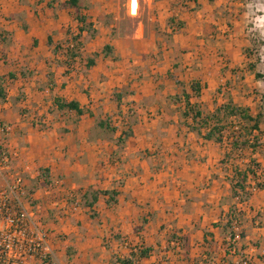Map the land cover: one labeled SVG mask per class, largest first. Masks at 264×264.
<instances>
[{"label":"crops","instance_id":"1","mask_svg":"<svg viewBox=\"0 0 264 264\" xmlns=\"http://www.w3.org/2000/svg\"><path fill=\"white\" fill-rule=\"evenodd\" d=\"M64 1L0 0V126H13L9 134L0 132L9 155L0 164V188L10 193L12 175L23 176L25 190L40 206L34 220L60 234L62 264H117L116 258H131L132 264H240L247 257L264 264V187L244 202L232 197L229 174L219 162L227 148L189 130L183 102L171 99L185 90L206 111L228 94L237 103L234 86L218 91L227 80L234 84L222 53L235 56L243 46L224 27L226 0H145L153 15L146 19L135 13L137 0H130L135 14L127 16L136 23L121 33L111 22L119 18L118 3L113 9L111 0H79L80 13L95 29L80 38L84 57L98 52L88 69L56 62L64 56L55 55L53 46L78 25L75 9L62 7ZM169 19L182 27L174 31ZM213 25L221 35L213 34ZM105 44L117 60L100 53ZM193 81L200 86L198 97L190 89ZM55 99L74 101L87 113L58 111ZM127 108L133 109L130 135L117 144L118 133L98 128L97 121H111ZM41 118L48 123L44 129ZM245 155L247 160L251 154ZM42 170L52 188L44 185ZM87 189L116 190V203L107 205V196L98 194L91 208L70 212L69 194ZM233 207L242 237L229 243L221 225ZM139 248H150L148 256L137 258Z\"/></svg>","mask_w":264,"mask_h":264},{"label":"trees","instance_id":"2","mask_svg":"<svg viewBox=\"0 0 264 264\" xmlns=\"http://www.w3.org/2000/svg\"><path fill=\"white\" fill-rule=\"evenodd\" d=\"M213 1V0H209ZM236 1V0H235ZM243 1V0H237ZM54 2V0H51ZM62 7H72L75 9V19L78 23L76 32L71 31L70 28L66 29L67 39L61 43L53 46V53L55 55H63L62 61L56 60L57 63L64 64V67L69 69L76 66H83L88 69L94 65V57L98 55V52L93 53L92 57H84L82 52V42L80 40L82 31H86L90 35L95 32L92 23L87 22V16L82 15L80 10L82 6L79 0H66L61 3ZM168 23H171L174 31H178L182 27V23L177 22L175 19H169ZM230 27V24H227ZM213 34H220L221 32L213 29ZM224 35V34H223ZM3 40V36H0ZM48 45H51L50 38H48ZM251 44L256 46L255 40H251ZM251 45V46H252ZM252 47H244L242 52L246 59H250L252 54ZM100 53L104 57H112L117 60V56L114 53L113 47L110 44L103 45ZM230 56L225 59L222 58L225 67H228V60ZM246 69L253 74V78L257 80L264 79V74L256 71V65L252 62L246 64ZM232 74H236L237 69L233 68L230 70ZM66 73V72H65ZM2 77H0L1 82ZM230 81H225V86L229 87ZM224 85L219 86L220 88L225 87ZM192 95L199 96L200 86L198 82L193 81L190 85ZM226 93V92H225ZM227 94V93H226ZM3 93L0 90V98L2 99ZM115 99L120 100V97L115 93ZM171 99L175 101H182L183 108L181 110V117L184 119L185 125L189 130L195 131L202 135L204 140H212L219 145H224L227 151L224 156L220 159V164L225 167L226 173L229 174L227 180L231 185L232 197H235L238 202L246 201L252 194L251 187L253 186L256 190H260L264 187V180H261L262 163L258 158L251 157L253 154L260 153L264 148V94H259L255 108L249 106L238 105L233 101L232 95H227V100L217 105L212 111H206L202 108L199 103L190 102V94L185 90H182L180 94L172 96ZM55 106L58 111L73 110L76 114L81 115L87 113V110L81 109L78 103L74 101H64L61 99L54 100ZM43 129L46 128V124L41 126ZM97 127L108 131L110 134L116 132V127L111 123L110 120H98ZM130 135L129 127L124 130L116 138L117 144H122L124 139ZM250 153V158L245 160V152ZM7 154L5 148L0 145V158ZM246 161V162H245ZM223 167V168H224ZM260 173L258 170H260ZM41 177L44 179V185L48 187L52 185L47 178L46 170H42ZM80 196V202L82 206L91 208L97 200V195H106L107 205L116 203V196L118 192L116 190L111 191H98L93 189H87L86 191H78ZM94 216V214H93ZM240 214L237 212L235 207L229 209V213L226 216V220L221 228L228 231L231 238L236 235L242 237V233H238L233 230V224L236 223L238 228L240 227ZM221 221L219 220L216 225L220 226ZM172 239L179 240L178 237L172 236ZM204 243L209 244V241L205 238ZM233 248L232 245H230ZM150 248H139L136 253V257L141 259L148 256ZM117 264H132V259H119L116 258Z\"/></svg>","mask_w":264,"mask_h":264},{"label":"built area","instance_id":"3","mask_svg":"<svg viewBox=\"0 0 264 264\" xmlns=\"http://www.w3.org/2000/svg\"><path fill=\"white\" fill-rule=\"evenodd\" d=\"M132 114L133 109L127 108L124 114L111 120L118 135L127 130ZM43 122L46 124V120ZM12 130L11 124L0 126L2 134H9ZM8 162V154L1 156V165ZM12 179L10 193L0 188V264H62L57 247L60 234L47 229L40 219L34 220L33 217L41 212L39 204L25 190V180L20 173L13 174ZM251 190L253 192L256 188L252 186ZM68 197V210H79L82 206L79 193L71 192ZM62 213L58 212V217ZM233 230H238L236 223L233 224ZM232 241L233 238L228 236V242ZM240 264H253V261L247 257Z\"/></svg>","mask_w":264,"mask_h":264},{"label":"rangeland","instance_id":"4","mask_svg":"<svg viewBox=\"0 0 264 264\" xmlns=\"http://www.w3.org/2000/svg\"><path fill=\"white\" fill-rule=\"evenodd\" d=\"M225 0H223L221 3H223ZM226 10L229 9V11L226 13V19H225V29L228 30L230 34L233 35V37L236 38L235 42L238 44L237 46L243 44L241 47V51L238 53H235L234 55H230V59L228 60V65L231 69L235 68L237 69L236 74H231L234 76V84H229V86H234V94L237 98L236 102L237 104H240L243 106H249L251 108H255V104L257 102V97L259 94H264V79L262 80H255L253 78L252 72L248 71L246 69V64L248 62H252L256 65V71L264 74V0H243V1H235V0H226ZM115 3H118L119 6V18L117 20H112L113 24L115 26L113 27L115 30L117 29V33H121V31H128L133 29V26L136 23V20L131 19L130 15H133L130 13L131 6L130 0H111V7L113 9H116ZM127 3V8L122 5ZM137 9L136 13L139 12V14L142 13V17L148 18L150 16H153L151 13V8L145 2V0H137ZM217 5H215V8ZM229 8H228V7ZM126 10H128L126 12ZM217 11L222 13V9L219 8ZM220 13V14H221ZM225 11L222 13L224 14ZM128 15V16H127ZM110 16V15H109ZM111 17V16H110ZM234 19V20H233ZM237 19V20H236ZM238 21L236 24H233L230 21ZM224 22V20H222ZM223 24V23H222ZM230 24V27L229 25ZM216 26H211L210 29L213 31ZM234 27V29H233ZM116 33V32H115ZM227 33V32H226ZM235 34V35H234ZM251 40H255L256 46H253L251 44ZM235 44V43H234ZM252 54L250 56V59H246L243 55V48L244 47H252ZM223 59H225L228 55L223 54ZM233 67V68H232ZM230 82H233V79L230 80ZM225 86V85H224ZM225 88H228L225 86ZM44 119L38 120V124L40 126H44ZM46 126L48 125L47 121L45 122ZM256 158H259L262 162H264V148L263 151L260 152ZM264 167L258 170L260 173L261 171V180H264L263 174H264ZM264 183V182H263ZM58 215V214H56Z\"/></svg>","mask_w":264,"mask_h":264},{"label":"bare ground","instance_id":"5","mask_svg":"<svg viewBox=\"0 0 264 264\" xmlns=\"http://www.w3.org/2000/svg\"><path fill=\"white\" fill-rule=\"evenodd\" d=\"M129 8H130V6H129ZM130 13H131V14H135L136 12H135V13H132L131 10H130Z\"/></svg>","mask_w":264,"mask_h":264}]
</instances>
